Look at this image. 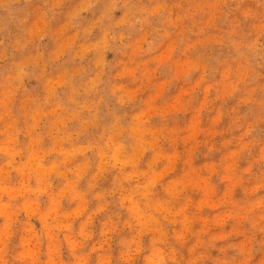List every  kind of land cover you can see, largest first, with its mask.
<instances>
[{"label":"rangeland","instance_id":"obj_1","mask_svg":"<svg viewBox=\"0 0 264 264\" xmlns=\"http://www.w3.org/2000/svg\"><path fill=\"white\" fill-rule=\"evenodd\" d=\"M0 264H264V0H0Z\"/></svg>","mask_w":264,"mask_h":264}]
</instances>
